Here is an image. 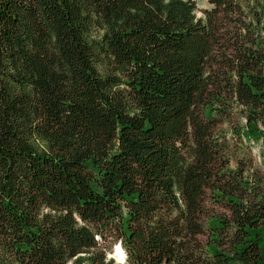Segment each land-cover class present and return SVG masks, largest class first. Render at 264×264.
<instances>
[{
	"label": "trees",
	"instance_id": "1",
	"mask_svg": "<svg viewBox=\"0 0 264 264\" xmlns=\"http://www.w3.org/2000/svg\"><path fill=\"white\" fill-rule=\"evenodd\" d=\"M197 2L0 0V264H264V0Z\"/></svg>",
	"mask_w": 264,
	"mask_h": 264
},
{
	"label": "rangeland",
	"instance_id": "2",
	"mask_svg": "<svg viewBox=\"0 0 264 264\" xmlns=\"http://www.w3.org/2000/svg\"><path fill=\"white\" fill-rule=\"evenodd\" d=\"M209 6L210 5H209L208 0H198V2H197V9H196L197 16H199V17L200 16H203V9H205V8H207ZM260 148L261 147H260L259 144L254 143V142L251 143V149L250 150L252 152V155H253V159L255 161V164L259 168H261V169L264 170V160H263V158L261 156ZM239 157L241 159H244L245 161L248 162L250 160L249 149L246 148V147L245 148H241V150L239 151ZM235 164L236 163L233 162L232 165L235 166ZM111 244L113 246V249L108 254V257L114 258L117 263L123 262L126 255L124 257H120V256H118L116 254V248L120 245V241H113V238L112 237H109V240L106 241L105 244H103V245H105L107 247V246H110Z\"/></svg>",
	"mask_w": 264,
	"mask_h": 264
}]
</instances>
